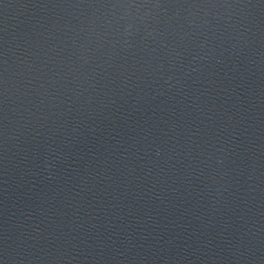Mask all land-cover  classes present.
Here are the masks:
<instances>
[{"label": "water", "instance_id": "water-1", "mask_svg": "<svg viewBox=\"0 0 264 264\" xmlns=\"http://www.w3.org/2000/svg\"><path fill=\"white\" fill-rule=\"evenodd\" d=\"M0 264H264V0H0Z\"/></svg>", "mask_w": 264, "mask_h": 264}]
</instances>
